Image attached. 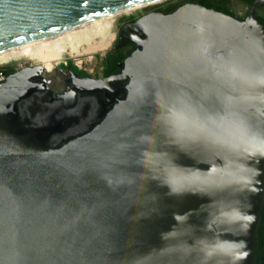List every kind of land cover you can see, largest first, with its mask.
<instances>
[{
	"label": "water",
	"instance_id": "1",
	"mask_svg": "<svg viewBox=\"0 0 264 264\" xmlns=\"http://www.w3.org/2000/svg\"><path fill=\"white\" fill-rule=\"evenodd\" d=\"M153 1L0 0V51ZM263 4L243 20L197 1L148 11L121 27L134 48L109 76L8 74L0 264H256Z\"/></svg>",
	"mask_w": 264,
	"mask_h": 264
},
{
	"label": "bare ground",
	"instance_id": "2",
	"mask_svg": "<svg viewBox=\"0 0 264 264\" xmlns=\"http://www.w3.org/2000/svg\"><path fill=\"white\" fill-rule=\"evenodd\" d=\"M161 1L163 2L165 0H155L149 5L157 4ZM143 6L126 7L113 15L97 21L84 23L60 31L55 35L36 39L32 42H28L24 46H15L9 50L0 51V64L26 57L31 60H39L47 70H52L67 51L70 53H79L81 50L92 52L94 50H103L109 45L110 39L112 38L111 29L116 17L121 14L130 13ZM97 37L100 39L98 42L95 41L97 44L95 46L92 44V41ZM83 43H86L87 47L82 49L81 45Z\"/></svg>",
	"mask_w": 264,
	"mask_h": 264
},
{
	"label": "rangeland",
	"instance_id": "3",
	"mask_svg": "<svg viewBox=\"0 0 264 264\" xmlns=\"http://www.w3.org/2000/svg\"><path fill=\"white\" fill-rule=\"evenodd\" d=\"M168 1H171V0H165L163 2L161 1L160 3L149 5L146 7H140V8H137V9L131 11L130 13H125V14H121V15L117 16L115 21H114V25L111 29L112 38L110 39L109 45L105 49L94 50L93 52L81 50L79 53H77V52H71L70 53L69 51H67L66 53L63 54V57L58 61L59 63H57L56 66H54L52 68V70L46 69V72L50 73V74L51 73L55 74L56 73V71H55L56 67L59 66V64H61L63 62L64 63L73 62V63L77 64L80 68L88 71L89 73H91L93 75H96V74L101 75V73H102L101 61H100V59L97 58V54H100L101 56H103L108 50H110L115 45L118 32H119L121 26L123 25L124 19L127 16H131V15H143L144 13H147L148 11L153 10V8L155 6H159V5H161L165 2H168ZM226 4L233 11H235L237 14H240V15L241 14L244 15L248 11V7L245 5H241L240 0H228ZM261 13L264 14V7L261 9ZM99 39H100L99 37L95 38V40L92 41V44H94L96 46L97 44L95 43V41L98 42ZM81 47H82V49L86 48L87 44L83 43L81 45ZM40 63H42V62L39 60H31V59H28L26 57H22V58H19L16 60H12V61L5 63V64H0V66H2V65H14L17 67V69H20V68L27 66V65H30V64L36 65V64H40ZM57 75H58V79H61V80L64 79V74L61 71H59L57 73Z\"/></svg>",
	"mask_w": 264,
	"mask_h": 264
},
{
	"label": "trees",
	"instance_id": "4",
	"mask_svg": "<svg viewBox=\"0 0 264 264\" xmlns=\"http://www.w3.org/2000/svg\"><path fill=\"white\" fill-rule=\"evenodd\" d=\"M184 1V0H181ZM201 4L205 5L206 7H213L215 3L211 0H197ZM220 5L223 4L226 0H219ZM213 2V3H212ZM180 0H171L168 2H165L159 6H155L153 9L158 10V11H170L178 7L180 4ZM218 10H222L217 7ZM228 14L233 15L229 11H226ZM126 18H131L132 21H135L137 17L134 16H127ZM262 22H264V19H261ZM117 39L115 42V45L108 50L103 56L100 54H97V58L100 59L101 65H102V72L104 76H109L110 74L114 73L118 69V64L121 62L126 56H128L133 48L134 44H131V49H129L127 52L122 51V46L117 47ZM60 67H67L71 68L74 70L76 73L87 76L90 73L82 68H80L77 64L73 62H68V63H61L59 64ZM17 70V67L14 65H2L0 66V73H4L5 76L8 74L14 72ZM256 264H264V208L262 211V218H261V223L258 229V254L256 258Z\"/></svg>",
	"mask_w": 264,
	"mask_h": 264
},
{
	"label": "flooded vegetation",
	"instance_id": "5",
	"mask_svg": "<svg viewBox=\"0 0 264 264\" xmlns=\"http://www.w3.org/2000/svg\"><path fill=\"white\" fill-rule=\"evenodd\" d=\"M191 1H197V0H184V1H181L180 0V4L178 5V7L179 6H181V5H183V4H185V3H187V2H191ZM211 1H213L214 3H215V5L213 6V7H215V8H220V9H222V10H224V11H229L230 13H232L233 15H235V16H237L238 18H240V19H245L246 17H247V15H248V12H249V9H250V7L253 5V3H254V1L255 0H240V2H241V5H245V6H247L248 7V11L246 12V14H244V15H240V14H237L235 11H233L230 7H228L227 6V1L228 0H226L223 4H221L220 5V1L219 0H211ZM198 2V1H197ZM212 2V3H213ZM200 3V2H199ZM264 7V4L263 5H261L259 8H258V10H257V17H258V19L259 20H261V19H264V14H262L261 13V9ZM132 16H134V17H139V16H141V15H132ZM129 21H132V19L131 18H125L124 19V21H123V25L125 24V23H127V22H129ZM264 23V22H263ZM122 25V26H123ZM121 26V27H122ZM121 29V28H120ZM120 31V30H119ZM122 47V46H121ZM120 47V48H121ZM131 44H127V45H124V47H122V51H124V52H127L129 49H131ZM101 67H102V65H101ZM61 69H63V70H69V69H71V68H67V67H61ZM59 71H61L62 72V70H59ZM63 73V72H62ZM87 76H89V77H103L104 75H103V72L101 73V75L100 74H96V75H93V74H89V75H87Z\"/></svg>",
	"mask_w": 264,
	"mask_h": 264
},
{
	"label": "built area",
	"instance_id": "6",
	"mask_svg": "<svg viewBox=\"0 0 264 264\" xmlns=\"http://www.w3.org/2000/svg\"><path fill=\"white\" fill-rule=\"evenodd\" d=\"M5 74L4 73H0V84L3 82V80L5 79Z\"/></svg>",
	"mask_w": 264,
	"mask_h": 264
}]
</instances>
